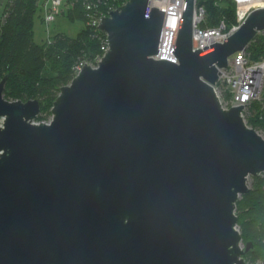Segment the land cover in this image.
Returning a JSON list of instances; mask_svg holds the SVG:
<instances>
[{
    "label": "water",
    "instance_id": "95a60500",
    "mask_svg": "<svg viewBox=\"0 0 264 264\" xmlns=\"http://www.w3.org/2000/svg\"><path fill=\"white\" fill-rule=\"evenodd\" d=\"M148 5L101 17L108 48L60 87L48 122L0 80V264H245L235 203L264 172V137L214 85L264 6L193 50L185 0L174 62L154 58L164 10Z\"/></svg>",
    "mask_w": 264,
    "mask_h": 264
},
{
    "label": "trees",
    "instance_id": "16d2710c",
    "mask_svg": "<svg viewBox=\"0 0 264 264\" xmlns=\"http://www.w3.org/2000/svg\"><path fill=\"white\" fill-rule=\"evenodd\" d=\"M43 0H7L0 16V80L6 76L3 96L7 100L36 99L40 111L35 121L51 117V107L60 87L76 75L79 64H93L103 55L106 35L97 21L127 0H61L57 14L69 22H81L75 36L50 34L42 42L33 37V16L42 10ZM204 9L200 28H212L221 21L227 28L237 24L234 0H198ZM43 20V16L41 17ZM246 59H264V30L255 34L245 49ZM222 94L229 96L223 84ZM245 123L264 137V97L252 99L243 111ZM251 185L235 203L242 244L252 247L243 255L245 263L264 260V172L250 176Z\"/></svg>",
    "mask_w": 264,
    "mask_h": 264
},
{
    "label": "built area",
    "instance_id": "2783aa9c",
    "mask_svg": "<svg viewBox=\"0 0 264 264\" xmlns=\"http://www.w3.org/2000/svg\"><path fill=\"white\" fill-rule=\"evenodd\" d=\"M197 1L198 0H194L195 8L192 31L193 50L203 48L214 42H223L224 38L233 33L244 19V15H237V24L232 25L229 28L225 26L223 21L212 28H200L199 24L203 19L204 9L202 6L197 4ZM184 2L185 0H149L148 10L151 8V6L157 7L160 10H164V23L160 37L159 52L154 56V58H165L176 62L173 51ZM60 5L61 0L42 1L43 22L45 24L48 25L55 20ZM100 19L97 21V25ZM107 48V46L104 48V52ZM100 58L101 56L90 65L95 66ZM82 66L83 64L76 66V74L79 72ZM263 82L264 59L257 62H250L246 59L244 49L237 51L228 58L227 67L218 69V82L214 85V89L223 109L244 104L241 112L243 117L245 105L250 100L258 99L260 97ZM220 84H223L224 88L228 90V97H225L222 94L219 88ZM35 122L38 123V121Z\"/></svg>",
    "mask_w": 264,
    "mask_h": 264
},
{
    "label": "rangeland",
    "instance_id": "374dc122",
    "mask_svg": "<svg viewBox=\"0 0 264 264\" xmlns=\"http://www.w3.org/2000/svg\"><path fill=\"white\" fill-rule=\"evenodd\" d=\"M6 1L7 0H0V16L2 14V10L5 6ZM234 1L236 2V12H237L236 15H239V13H238V1L237 0H234ZM257 5H252L251 7H249L246 14L250 10H252V8H254ZM246 14H244V17L246 16ZM42 16H43V11L41 9L37 10V12L33 16V37H34L35 41H37V42H42L44 39L47 38L48 34L52 35L56 32H63L69 36H75L77 34V32L79 31V28L82 26L81 22H79V21L69 22L66 20V18L64 16H62L60 14H57L55 20L47 25L43 22V20L41 18ZM263 97H264V82L262 85L260 99H262ZM50 118L48 120H50ZM48 120H46V121H48ZM247 185L248 186L251 185L250 176L248 177ZM237 229H238V226H237ZM242 247L244 248L243 244H242ZM262 261L258 260L256 262V264H262Z\"/></svg>",
    "mask_w": 264,
    "mask_h": 264
},
{
    "label": "bare ground",
    "instance_id": "6f19581e",
    "mask_svg": "<svg viewBox=\"0 0 264 264\" xmlns=\"http://www.w3.org/2000/svg\"><path fill=\"white\" fill-rule=\"evenodd\" d=\"M239 16H243L252 5L264 6V0H237ZM122 5V4H121ZM120 5V6H121Z\"/></svg>",
    "mask_w": 264,
    "mask_h": 264
},
{
    "label": "clouds",
    "instance_id": "9594fccd",
    "mask_svg": "<svg viewBox=\"0 0 264 264\" xmlns=\"http://www.w3.org/2000/svg\"><path fill=\"white\" fill-rule=\"evenodd\" d=\"M38 122H40V121H38Z\"/></svg>",
    "mask_w": 264,
    "mask_h": 264
},
{
    "label": "crops",
    "instance_id": "0c3cea01",
    "mask_svg": "<svg viewBox=\"0 0 264 264\" xmlns=\"http://www.w3.org/2000/svg\"><path fill=\"white\" fill-rule=\"evenodd\" d=\"M49 35V34H48Z\"/></svg>",
    "mask_w": 264,
    "mask_h": 264
}]
</instances>
